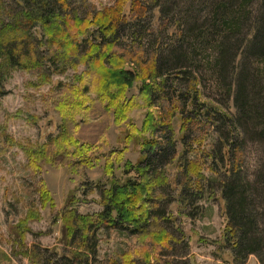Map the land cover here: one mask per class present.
<instances>
[{"label":"trees","instance_id":"trees-1","mask_svg":"<svg viewBox=\"0 0 264 264\" xmlns=\"http://www.w3.org/2000/svg\"><path fill=\"white\" fill-rule=\"evenodd\" d=\"M73 4L0 0V73L2 68L42 69L39 39L48 47L49 73L58 63L72 65V59L89 66L79 86L60 87L52 97L59 110L65 109L59 133L42 149L23 150L35 174L45 165L63 166L83 179L85 170L103 165L110 184L96 185L102 211L81 214L72 196L56 214L62 221L61 252L26 241L33 233L29 222L39 218L29 210L11 229L20 254L33 264L173 263L163 259L177 236L164 226L162 205L176 183L191 218L204 209L201 201L207 195L220 193L226 203L224 240L233 264H247L251 256L264 264V163L252 180L244 171L242 144L246 138L258 140L264 153V0H119L86 17L78 16ZM152 20L158 28L154 34ZM130 39L131 47L126 44ZM90 40L96 43L84 47ZM145 41L150 52L144 50ZM206 70L219 78L223 101L204 99L200 84ZM137 98H144L142 104L150 109L141 127L131 118L143 108ZM112 120L123 130L122 146L105 150ZM176 120L181 122L179 137ZM133 146L140 152L135 164L127 159ZM172 166L174 178L168 170ZM207 170L215 177H208ZM38 191L43 207L55 209L43 182ZM103 231L131 237L142 243V250L101 260Z\"/></svg>","mask_w":264,"mask_h":264},{"label":"rangeland","instance_id":"rangeland-1","mask_svg":"<svg viewBox=\"0 0 264 264\" xmlns=\"http://www.w3.org/2000/svg\"><path fill=\"white\" fill-rule=\"evenodd\" d=\"M118 1L74 0L71 9L77 11L78 16L86 17L88 13H97L114 7ZM259 8V3L256 2L253 10L256 15L259 13ZM202 9L204 7H199V10ZM175 13L179 14V11ZM151 22L153 34L154 31L157 33L156 24L153 20ZM172 27L169 30L172 31ZM39 40V49L43 55L41 58L44 60L42 69L28 71L20 68L10 70L2 68L3 73H0V251L11 258V260H6L0 255V264H33L20 254V245L15 243L11 235L12 227L25 219L29 210L33 209L34 212L39 213V218L29 222L33 233L27 234L26 241L29 243L40 241L44 248L59 247L61 252L62 221L57 219L56 214L61 212L67 199L72 196H75L77 201L75 208L79 213L92 214L102 211L101 197L96 185L99 182L110 184L104 173L103 165L85 170L86 176L83 179L79 175L71 174L63 166L45 165L38 174H35L36 170L23 150V147L42 149L47 145L50 137L59 133L62 123L61 112L65 109L59 110L52 97L60 87L79 86L81 77L90 71H88L89 66L80 62L78 58L75 61L70 60L69 63L72 65L68 67L58 63L54 69L51 68L49 73L46 69L47 64H50L48 47L44 45L45 39ZM90 41V43H85L84 47H90L91 43H96L93 40ZM132 43L133 39H130L126 44L131 47ZM144 43V50L148 48L150 52L152 46L146 41ZM82 53L80 57L82 55L84 57L85 50ZM111 59L113 56L109 57V60ZM107 63L112 64L108 61ZM131 67L132 64H126L127 69ZM98 68L101 70L100 67ZM91 71L98 72L96 67H92ZM205 73L204 75L203 71V76H201L203 80L200 84L204 99L223 101V89L220 87L219 78L212 75L209 70ZM2 75H4L3 79H1ZM132 94L139 95L134 89ZM96 95V93L92 94L91 99L96 98ZM137 99L143 108L135 110L131 118L141 127L150 109L144 107V98ZM90 102L97 104L94 101ZM231 103L232 100H230V105ZM83 116L86 118L85 115ZM81 117L82 114L79 118ZM180 125L181 122L176 120L175 129L178 137L182 134ZM122 131V128L112 120V126L108 129L106 136L110 147H105V150L122 146L120 142L123 136ZM159 135L160 132L157 133V137ZM242 144L246 153L244 171L252 180H255L264 163L263 146L253 138H246ZM208 147L210 149L211 145ZM179 149L181 151L182 146H179ZM139 158V147L133 146L131 152L127 154V159L135 164ZM168 170L174 178L176 168L172 166ZM121 171L117 174L120 175ZM206 175L215 177L208 170ZM40 182H43L51 191L55 200V209H52L49 204L43 207L38 191ZM177 187V184L173 183L172 187L168 188L164 205H162L166 212L164 226L170 234L172 233L171 235L177 236L173 250L165 251L164 263L171 261L173 263L170 264H233L232 252L224 240L227 217L226 203L221 194L207 195L205 200L201 201L204 209L198 217L191 218L187 214L191 209L181 204ZM130 249H135L136 252L141 251L142 243L135 242L133 238L125 237L117 231L100 233L101 260L121 259L122 255ZM247 264L260 263L258 258L251 256Z\"/></svg>","mask_w":264,"mask_h":264}]
</instances>
